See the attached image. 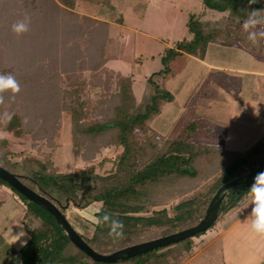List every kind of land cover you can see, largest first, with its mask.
Segmentation results:
<instances>
[{
  "label": "trees",
  "instance_id": "16d2710c",
  "mask_svg": "<svg viewBox=\"0 0 264 264\" xmlns=\"http://www.w3.org/2000/svg\"><path fill=\"white\" fill-rule=\"evenodd\" d=\"M202 3L206 10L221 14L223 17L220 21L224 25L208 29L198 16L189 15V38L177 41L174 46L163 51L160 57L163 68L147 78V92L139 102L132 90V79L121 76L117 80L116 91L102 99L103 118L100 121L89 125L80 123L83 102L79 98L76 106L66 107L74 117V133L78 132L84 137H101L95 140L98 141L95 147H99L94 148L96 151L110 146L121 149V153L114 159L115 168L111 173L101 176L92 168L77 173H52L47 171L46 165L34 158L11 163L6 156L0 157L1 167L50 200L63 214L69 205L81 208L99 202L101 207L95 214L96 219L108 213L122 220L124 235L120 238L110 235L109 227L98 225L97 222L89 240L80 235L98 253L110 254L122 247L154 240L196 225L204 216L218 188L232 180L243 182L244 176L264 156V134L248 151L230 160L225 152L195 141L188 130L184 136L179 135L159 144L163 133L159 127L154 129L151 125L161 113L162 107L173 98L163 86L164 80L171 73L170 62L184 53L202 57L210 42L215 41L219 34L226 39L222 40L225 43L232 38L237 39L249 11L264 9V0H258L251 8L248 0H202ZM33 12L35 14V10ZM38 22L37 18L31 22L30 31ZM21 43L16 48L12 45L10 55L0 60V67H5V73L2 69L0 73L9 74L7 71L12 69L11 64L13 67L21 65L24 71L20 81L24 90H21L20 95L27 98L38 75H33L26 68L37 54H44L43 50L47 51L50 46L43 35L29 36L26 44ZM69 81L74 83L76 80L70 77ZM104 84L108 91V83ZM73 93L77 94L75 88L65 94L71 97ZM11 123L13 125L10 124L7 130L17 137L21 136V129L14 128L18 121ZM89 157L93 158L92 155ZM0 185L8 187L24 206L22 224L29 238L15 253V258H19L18 264L80 263L82 255H86L69 241L52 215L1 179ZM252 185L246 187L241 183L227 189L219 207L218 218L221 216L222 219L239 206L248 197L247 192ZM207 186L208 189L201 193ZM166 201L175 202L171 211L164 207L149 214L150 207ZM119 244L124 246L116 248ZM176 245L170 244L130 258V264H168L169 258L179 257L182 252V248Z\"/></svg>",
  "mask_w": 264,
  "mask_h": 264
},
{
  "label": "rangeland",
  "instance_id": "374dc122",
  "mask_svg": "<svg viewBox=\"0 0 264 264\" xmlns=\"http://www.w3.org/2000/svg\"><path fill=\"white\" fill-rule=\"evenodd\" d=\"M42 1L0 0V60L10 55L12 45L16 48L19 42L26 44L29 36L43 35L50 46L47 51L43 50L44 54H37L30 62L32 64L29 63L26 68L33 75H38L32 83L33 93L30 92L27 98L19 93L15 99H10L11 93H4L6 105L2 106L0 114L8 111L13 114V118L8 123H0V132L7 133L0 136V157L6 156L11 163L34 158L46 165L47 171L52 173H77L92 168L96 174L105 176L114 170V159L121 153V149L110 146L96 151L94 148L99 147H95L98 142L95 140H100L101 137H84L78 132L74 133V117L66 107L76 106L79 98L83 102L80 123L89 125L100 121L103 118L102 99L116 91V83L121 76L132 79V90L139 102L147 92V78L163 68L160 61L163 51L174 46L175 42L189 38L188 16H198L208 29L215 25L223 26L224 22L220 21L223 16L206 10L202 0ZM26 16L31 22L36 18L39 22L34 28L31 27L32 31L21 36L15 35L11 25ZM240 31L242 35L245 32L242 28ZM220 38L226 40L219 34L213 42H220ZM170 64L169 70L176 73L178 68L173 70ZM10 67L12 69L7 73L14 74L21 90H24L20 81L24 69L21 65L13 67L11 64ZM1 69L5 73V67L2 66L0 71ZM177 75L173 81L164 80L165 88L168 89L170 83H177ZM70 77L76 81L70 83ZM104 83H108V91ZM74 88L77 94L66 96L65 93ZM184 118H177L170 137L160 134L159 144L172 140L173 136H184L185 132L181 128ZM15 120L18 124L14 128L22 131L19 137L7 130ZM158 121L159 130L166 129L167 117L159 118ZM188 121L194 122L190 124L188 131L200 125L193 117ZM153 125L156 128L157 123L154 122ZM174 203L166 201L153 205L149 214L164 207L171 211ZM100 207L99 202L81 208L69 205L63 212L74 230L89 240L97 220L95 214ZM220 220L221 216L207 230L182 240L179 244L176 242L175 245L182 248V252L179 257L169 258L168 264H183L191 253L214 235ZM26 238L25 232L19 229L16 239H10L9 242L13 246H19ZM122 246L124 245L119 244L116 248ZM82 256L79 264H96L89 257ZM18 261L19 258L10 260L7 257L2 264H18ZM130 263L131 260L128 259L114 264ZM190 264L206 262L200 256Z\"/></svg>",
  "mask_w": 264,
  "mask_h": 264
},
{
  "label": "crops",
  "instance_id": "0c3cea01",
  "mask_svg": "<svg viewBox=\"0 0 264 264\" xmlns=\"http://www.w3.org/2000/svg\"><path fill=\"white\" fill-rule=\"evenodd\" d=\"M247 36L241 33L228 43L212 42L202 57L186 53L176 57L170 65L178 70L165 81H173L178 74L177 83H170L168 89L163 84L173 98L153 121L156 128L153 122L152 127L157 129L159 118L167 117L166 129L159 131L170 137L178 117H185L181 126L184 132L194 123L188 121L193 117L200 123L190 131L193 139L225 152L230 160L259 141L264 134V38L253 43ZM251 210L246 197L183 264L200 256L206 264H264V237L251 230ZM23 215L20 199L0 185V264L7 257L13 260L29 238L22 224ZM19 229L27 238L13 246L9 240L16 239Z\"/></svg>",
  "mask_w": 264,
  "mask_h": 264
},
{
  "label": "water",
  "instance_id": "95a60500",
  "mask_svg": "<svg viewBox=\"0 0 264 264\" xmlns=\"http://www.w3.org/2000/svg\"><path fill=\"white\" fill-rule=\"evenodd\" d=\"M264 171V156L259 161L258 165L251 169L243 179V182L238 180H232L225 183L215 192L214 196L210 200L205 214L202 219L194 226L186 228L184 230L156 238L154 240L137 243L124 247L122 249L116 250L110 254H101L96 252L92 247H90L82 237L74 230L66 216L60 211V208L53 204L46 197L36 193L31 188L23 184L19 178L0 166V179L7 183L10 187L16 190L18 193L23 195L29 201L33 202L43 210L47 211L53 216L57 224L62 228V230L67 235L69 241L81 252H83L87 257H89L93 262L103 263V264H114L118 261H125L135 256L150 252L160 247H164L176 242H180L187 238L194 236L195 234L201 233L208 228L217 220L219 207L222 199L224 198L225 191L235 185L243 183L244 186L249 187L254 182L255 176L259 172Z\"/></svg>",
  "mask_w": 264,
  "mask_h": 264
},
{
  "label": "clouds",
  "instance_id": "9594fccd",
  "mask_svg": "<svg viewBox=\"0 0 264 264\" xmlns=\"http://www.w3.org/2000/svg\"><path fill=\"white\" fill-rule=\"evenodd\" d=\"M257 2L258 0H248L249 8ZM30 24L31 20L26 16L23 20L11 25L12 32L17 36L26 34L30 31ZM261 26H264V9H251L242 25L243 30L248 33V40L255 43L258 38H264V28ZM9 91L11 92L10 99H15L21 91L18 80L12 74H0V106L6 105L4 93ZM12 118V113L4 111L0 114V123H8ZM4 135H7V133L0 132V136ZM247 195L252 206L251 214L248 218L251 221V230L255 234L264 237V172H259L255 176L254 183ZM245 207H248V205ZM96 222L98 225H107L109 234L112 236L120 238L124 235L123 221L113 217L111 214L105 213L97 217Z\"/></svg>",
  "mask_w": 264,
  "mask_h": 264
}]
</instances>
